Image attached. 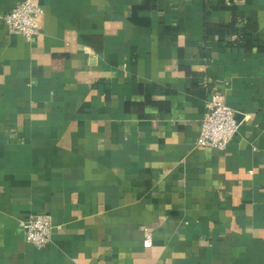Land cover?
I'll return each instance as SVG.
<instances>
[{
	"label": "crops",
	"instance_id": "1",
	"mask_svg": "<svg viewBox=\"0 0 264 264\" xmlns=\"http://www.w3.org/2000/svg\"><path fill=\"white\" fill-rule=\"evenodd\" d=\"M35 1L30 39L0 18V264H264V0Z\"/></svg>",
	"mask_w": 264,
	"mask_h": 264
},
{
	"label": "built area",
	"instance_id": "2",
	"mask_svg": "<svg viewBox=\"0 0 264 264\" xmlns=\"http://www.w3.org/2000/svg\"><path fill=\"white\" fill-rule=\"evenodd\" d=\"M41 8L35 0H21L10 11L0 14L2 22L10 32L22 34L26 39L32 38L39 29ZM240 121L236 112L224 100L219 91L209 93L206 111L200 121L197 145L225 150L237 134ZM20 226L27 242L36 248H44L51 241L52 222L43 213L30 214L20 219ZM151 230L145 228L143 242L152 244Z\"/></svg>",
	"mask_w": 264,
	"mask_h": 264
},
{
	"label": "trees",
	"instance_id": "3",
	"mask_svg": "<svg viewBox=\"0 0 264 264\" xmlns=\"http://www.w3.org/2000/svg\"><path fill=\"white\" fill-rule=\"evenodd\" d=\"M232 31H235L238 35L240 34V29L237 28V27H234V28L232 29Z\"/></svg>",
	"mask_w": 264,
	"mask_h": 264
}]
</instances>
